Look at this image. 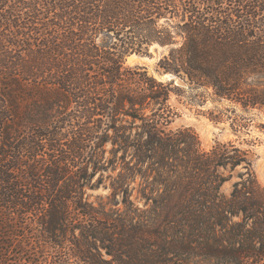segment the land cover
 Instances as JSON below:
<instances>
[{"label":"trees","instance_id":"obj_1","mask_svg":"<svg viewBox=\"0 0 264 264\" xmlns=\"http://www.w3.org/2000/svg\"><path fill=\"white\" fill-rule=\"evenodd\" d=\"M154 45L174 78L126 64ZM174 97L264 112V0H0V264H52L25 247L73 228L111 240L84 198L101 186L133 264H264L250 151L172 129Z\"/></svg>","mask_w":264,"mask_h":264},{"label":"rangeland","instance_id":"obj_2","mask_svg":"<svg viewBox=\"0 0 264 264\" xmlns=\"http://www.w3.org/2000/svg\"><path fill=\"white\" fill-rule=\"evenodd\" d=\"M168 53L167 49L154 45L150 51L146 54H131L126 58V64L128 66H143L146 67L150 73L155 74L158 78L169 79L166 74H159L157 71V64L161 57ZM134 55V56H132ZM131 57V58H130ZM170 75V74H168ZM174 78V77H173ZM177 81H179L177 79ZM172 103L177 107L178 116L171 124L172 129L179 128H192L199 136L202 148L206 151L211 150L217 142L227 143L234 142L237 146L250 151V157L252 160V169L255 172L258 181L264 187V112L259 110H252L245 112L242 108L229 104V102L216 103L212 99H209L205 104H198L191 102L187 98H183L180 102L174 97ZM227 108H236V112L232 110L228 111ZM242 124L244 127H236L238 131L233 130L234 124ZM109 155V153L107 154ZM245 168L239 166L235 172L234 177L225 182L221 188L222 192L226 195H230L233 190V184L239 180L238 173L244 172ZM228 175V172H224ZM108 173H105L107 176ZM99 174L95 177L98 178ZM104 183H109L108 179H105ZM137 183V182H136ZM133 184L135 191L133 193V199L135 200L139 191V184ZM111 193V189L101 186L97 189L87 188L84 198L89 202H95L98 209L101 211L94 213L96 217H101L104 220L105 217L111 221L106 226L104 223H100V229L97 234L100 236H108L112 234L113 238L106 241L100 238L96 240L94 238L86 239L83 236V230L81 227L73 228L75 236L68 234L63 238V242L53 248L52 245L42 241V244L37 246L25 247L26 257L32 256L37 259H47L49 263L56 264L57 262H65L69 264H133L135 261V253H128L122 251L121 246L117 245V241L120 235V228L118 222L113 223L112 220L120 219L123 205L113 206L109 202L111 199L108 197ZM140 205H144V202L139 201ZM103 210V211H102ZM105 211V212H104ZM104 226L106 228L102 229ZM116 227V229L114 228ZM72 228V227H71ZM92 227L90 230H94ZM96 230V229H95ZM72 233V232H71ZM119 234V236H118ZM66 238L70 239L64 241ZM106 239V238H104ZM68 241V242H67ZM116 245V246H115ZM133 247V246H132ZM134 248V247H133ZM14 253H17L16 247L12 248ZM123 249V248H122ZM87 250L84 256L80 257V251ZM111 252L113 254H111ZM93 260V261H92Z\"/></svg>","mask_w":264,"mask_h":264},{"label":"water","instance_id":"obj_3","mask_svg":"<svg viewBox=\"0 0 264 264\" xmlns=\"http://www.w3.org/2000/svg\"><path fill=\"white\" fill-rule=\"evenodd\" d=\"M166 77H168L169 79H172L174 76L173 75H168V74H166Z\"/></svg>","mask_w":264,"mask_h":264},{"label":"bare ground","instance_id":"obj_4","mask_svg":"<svg viewBox=\"0 0 264 264\" xmlns=\"http://www.w3.org/2000/svg\"><path fill=\"white\" fill-rule=\"evenodd\" d=\"M132 56H134V55H132ZM131 58V57H130Z\"/></svg>","mask_w":264,"mask_h":264}]
</instances>
